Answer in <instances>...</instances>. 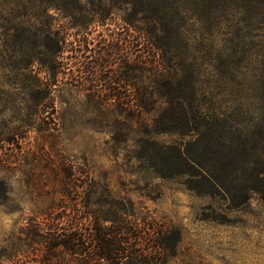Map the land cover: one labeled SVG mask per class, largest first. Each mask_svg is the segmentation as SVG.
Wrapping results in <instances>:
<instances>
[{
  "label": "rangeland",
  "instance_id": "rangeland-1",
  "mask_svg": "<svg viewBox=\"0 0 264 264\" xmlns=\"http://www.w3.org/2000/svg\"><path fill=\"white\" fill-rule=\"evenodd\" d=\"M49 1L73 0H0V263L40 264L43 249L31 233L47 214L73 217L72 173L91 185L96 218L120 229L125 248L145 253V261L121 264H264V27L250 24L248 3L199 0L195 6L184 0L178 7L190 51L186 64L195 67L201 86L198 102L206 117L226 120L231 130V151L224 156L219 148L210 158L212 173L227 189H212L192 171L171 168L168 147L182 141L191 152L197 148L192 139L153 135L156 113L139 114L134 107L147 87L155 110L166 107L153 92L160 80L176 75V60L169 74L141 76L137 50L126 44L98 78L72 61L53 100L34 107V81L22 68L25 46L36 45L39 33L13 30L12 15L29 27L43 17L39 4ZM126 1L82 0L86 12L113 16L92 27L91 41L135 35L121 16L134 26L147 24L136 17L138 0ZM10 2L17 5L14 13ZM107 95L115 100H103ZM245 186L258 191L245 192ZM69 224L66 219L63 230Z\"/></svg>",
  "mask_w": 264,
  "mask_h": 264
},
{
  "label": "trees",
  "instance_id": "trees-1",
  "mask_svg": "<svg viewBox=\"0 0 264 264\" xmlns=\"http://www.w3.org/2000/svg\"><path fill=\"white\" fill-rule=\"evenodd\" d=\"M183 1L138 0L137 3H133L136 17L138 15V21L147 24L134 26L131 17L121 16L125 25L135 28V35L129 34L124 38L104 37L97 40L96 44L88 37L92 27L96 24L104 26L113 16L109 12L102 15L86 12L82 0H73L68 5L53 1H49L46 6L39 4V9L42 8L44 13L42 18H36L28 27L20 18L21 15H12L16 24L11 28L17 31L34 29L36 34L39 33L36 45L25 46L27 53L24 54L27 55L28 60L22 68L34 81L30 93L35 108L42 107L46 100H53L58 78L61 74L66 75L67 65L72 61L79 63L90 76L98 78L99 72L111 66L116 56L128 49L126 44L130 45V49L135 47L137 50L135 69L141 76L152 75L156 71L160 74L165 73L169 68H173L172 63L176 60L178 64L176 75L174 77L167 75L168 77L160 80L155 88L157 92H153V95L157 93L159 101L162 100L166 107L155 110V102L147 87L145 93H148L150 97L139 93L134 104L135 110L139 114L151 111L156 113L152 125L153 135L175 132L183 139L190 137L192 143L197 146L191 152L182 141L168 147V157L174 171L181 174L192 171L194 178L206 182L212 189H227L226 181L212 173L213 166L210 164V158L215 157L219 148L224 152V156L231 151V130L229 132V123L226 120L219 117H206L202 105L198 102L201 86L195 67L186 64L187 54L190 51H185L186 36L179 25V15L183 11L178 7ZM188 1L193 2L195 6L199 5V0ZM240 1L248 3V11L253 14L248 19L250 24L254 25L253 27L258 24L259 29L263 28L264 0ZM91 3L88 2V4ZM125 3L132 4L128 0ZM232 3L235 1L232 0ZM69 5L75 9L72 14L68 13ZM10 6L13 13L17 11L15 3L10 2ZM52 10L56 11L57 17L50 14ZM19 13H21L20 10ZM36 65L38 70L35 69ZM105 97L103 100H115L109 95ZM262 173L264 174V171ZM74 176L75 174H69L73 182L72 185L69 184V188L74 190L75 195L71 208L74 212L73 217L65 211L47 214L46 222L35 228V234L31 233L32 243L43 249L44 257L40 264H54L55 257L58 258L56 264H121L125 260L144 259L145 261V253H134L125 248L126 242L121 239L119 228L105 225L96 218L90 205L91 185H86L85 181L80 183L79 178ZM244 188L245 192L251 189L258 191L257 186ZM69 195L70 193L63 196L68 198ZM83 208L86 210L82 211ZM81 212H86V215H81ZM66 219L70 224L63 230L61 225L66 222ZM63 252H66L70 258H62ZM11 264H20V260Z\"/></svg>",
  "mask_w": 264,
  "mask_h": 264
}]
</instances>
